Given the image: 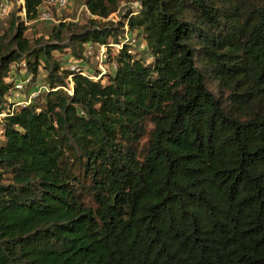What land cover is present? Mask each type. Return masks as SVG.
Segmentation results:
<instances>
[{"label": "trees", "instance_id": "16d2710c", "mask_svg": "<svg viewBox=\"0 0 264 264\" xmlns=\"http://www.w3.org/2000/svg\"><path fill=\"white\" fill-rule=\"evenodd\" d=\"M44 1L24 0L26 22ZM124 2L100 22L119 0H86L97 19L59 22L39 47L8 14L0 264H264V0ZM87 43L115 63L107 82L84 72ZM65 48L78 70L53 58ZM22 60L18 93L41 67L47 89L9 114Z\"/></svg>", "mask_w": 264, "mask_h": 264}, {"label": "rangeland", "instance_id": "374dc122", "mask_svg": "<svg viewBox=\"0 0 264 264\" xmlns=\"http://www.w3.org/2000/svg\"><path fill=\"white\" fill-rule=\"evenodd\" d=\"M86 0H68V4L66 6H56L52 3H48L44 1L39 8V15L35 20L24 22L26 25V29L24 31V36L29 40L31 46H40V44H44L46 42H52L50 38V33L52 31L53 26L58 24L59 22H68L74 24V28L76 30H82L88 28L90 26L91 20H96L97 17L90 14L88 11L86 4ZM124 0H119L117 9L110 13L106 19L100 20V22L104 21H117L121 18V15L124 11ZM134 5V3H133ZM16 8V7H15ZM14 9V8H13ZM7 15L5 18L0 19V32L4 31L7 25ZM99 22V23H100ZM126 28V27H125ZM125 30V29H124ZM138 28L133 30H129L130 33L137 37L136 43L131 46L132 54L136 56L141 55L145 60L148 59L147 50L145 48V40L141 35H138ZM112 52L117 50V46L112 44ZM70 52L69 49L65 48L63 51H52V55L54 59H58L63 62V67L72 68L77 67L79 65L78 59H73L71 56H66V54ZM85 55L87 63L84 65V72H88L89 74H93L92 72L96 69L101 72L102 81L107 82L109 80V76L113 73L114 62L112 64L109 63L106 54V48L103 45H98L97 43H87L85 45ZM64 53V54H63ZM66 54V55H65ZM65 61H64V60ZM24 60L21 61V64H16L12 67L13 79L24 76L26 73V69H24L23 65ZM112 65V67H111ZM18 66L21 67V70L18 72L15 67L18 69ZM89 67V68H88ZM23 68V69H22ZM46 75V72L42 69H38V74L36 77L35 83L38 85L41 83L40 79ZM69 80V78H68ZM72 87V83L69 81L68 86ZM25 93V92H23ZM25 95V94H24ZM8 98V97H7Z\"/></svg>", "mask_w": 264, "mask_h": 264}, {"label": "built area", "instance_id": "2783aa9c", "mask_svg": "<svg viewBox=\"0 0 264 264\" xmlns=\"http://www.w3.org/2000/svg\"><path fill=\"white\" fill-rule=\"evenodd\" d=\"M48 3H52L56 6H66L68 4V0H45ZM17 7L18 10L16 11V15L19 16V18L21 20L25 21V6H24V0H0V19L5 18L9 12L13 9ZM125 42H129L131 44L134 43L135 41V37L131 38L129 37L128 34H125ZM118 48L122 47V44H115ZM131 51V50H129ZM115 67V64H114ZM72 69L78 70V67H72ZM70 80V77H69ZM29 82V77H26L24 80H19L16 79L13 81V87L15 89L14 92V97H8L7 101L9 102L7 110L9 111V114H15L17 111V108L20 106H26L27 104L30 103V101L37 97V95L39 94L40 91H42L43 89H47V87H45L42 84H39L37 89H34L30 92H28V94L26 95H20L18 93L19 90H21L24 86V84ZM71 82V81H70ZM70 90L72 89L69 88ZM70 90H68L70 92ZM5 112H0V120L1 118L4 116ZM0 139H2V135H1V130H0Z\"/></svg>", "mask_w": 264, "mask_h": 264}]
</instances>
